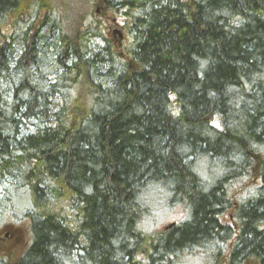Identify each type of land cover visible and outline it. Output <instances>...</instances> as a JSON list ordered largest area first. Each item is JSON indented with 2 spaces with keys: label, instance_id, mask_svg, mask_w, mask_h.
Here are the masks:
<instances>
[{
  "label": "trees",
  "instance_id": "16d2710c",
  "mask_svg": "<svg viewBox=\"0 0 264 264\" xmlns=\"http://www.w3.org/2000/svg\"><path fill=\"white\" fill-rule=\"evenodd\" d=\"M98 4L0 0V264H264V0Z\"/></svg>",
  "mask_w": 264,
  "mask_h": 264
},
{
  "label": "rangeland",
  "instance_id": "374dc122",
  "mask_svg": "<svg viewBox=\"0 0 264 264\" xmlns=\"http://www.w3.org/2000/svg\"><path fill=\"white\" fill-rule=\"evenodd\" d=\"M53 3L59 5L60 10L63 14H65L69 18V23H75L81 17L86 15L92 16L96 20H100L104 24H108V26H112L113 29H118L121 31L122 40L116 39L117 45L120 46L119 49L122 51L124 46L128 45L129 39L126 36V32L121 30L122 22L119 13H114L105 9H100L99 12L96 10L97 7L100 5H94L96 0H52ZM89 2H91L89 4ZM73 20H76L72 22ZM176 110H174V114H176ZM213 126L220 129L219 120L217 117H214L211 123ZM249 184V181H242L239 183H235L232 190L233 199L236 201L242 200L244 195V188L246 185ZM3 190L0 189V195H2ZM152 197V196H151ZM15 202V201H14ZM157 207V206H156ZM8 208L4 209L7 210ZM232 211L226 212L221 217V222L232 224L231 219ZM185 213L182 210V207L177 206L171 209H164L163 207H158L153 211V215L149 222H143L142 228L150 233H155L162 231L165 227L176 224L181 222L184 219ZM13 226L16 228L15 230L12 229ZM25 223H23L22 219L19 216L11 215V219L6 222L4 225L5 228L0 231V248L1 252L6 256H17L22 253V250L25 247V230H24ZM5 234V235H4ZM11 234L12 236H8ZM8 237H7V236ZM20 235V236H19ZM5 239V240H4Z\"/></svg>",
  "mask_w": 264,
  "mask_h": 264
},
{
  "label": "flooded vegetation",
  "instance_id": "af4514ba",
  "mask_svg": "<svg viewBox=\"0 0 264 264\" xmlns=\"http://www.w3.org/2000/svg\"><path fill=\"white\" fill-rule=\"evenodd\" d=\"M104 8H105L104 5H99L96 10L99 12L100 9L103 10ZM115 31H119V30L117 28L112 30V34L117 36L118 34ZM113 32H115V33H113Z\"/></svg>",
  "mask_w": 264,
  "mask_h": 264
},
{
  "label": "water",
  "instance_id": "95a60500",
  "mask_svg": "<svg viewBox=\"0 0 264 264\" xmlns=\"http://www.w3.org/2000/svg\"><path fill=\"white\" fill-rule=\"evenodd\" d=\"M115 32L118 34V37L121 40L122 39V34L119 31H115ZM115 32H113V33H115ZM173 225L174 224H171V225L167 226V228H171Z\"/></svg>",
  "mask_w": 264,
  "mask_h": 264
}]
</instances>
